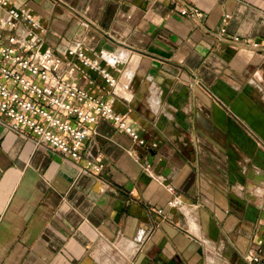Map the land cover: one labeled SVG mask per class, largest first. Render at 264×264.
<instances>
[{"label":"crops","instance_id":"1","mask_svg":"<svg viewBox=\"0 0 264 264\" xmlns=\"http://www.w3.org/2000/svg\"><path fill=\"white\" fill-rule=\"evenodd\" d=\"M15 1L43 22L45 47L78 46L110 70L115 86L83 65L66 77L140 137L100 117L74 163L0 113V264H252L264 47L249 41L264 39V0Z\"/></svg>","mask_w":264,"mask_h":264},{"label":"built area","instance_id":"2","mask_svg":"<svg viewBox=\"0 0 264 264\" xmlns=\"http://www.w3.org/2000/svg\"><path fill=\"white\" fill-rule=\"evenodd\" d=\"M182 12L199 15V8H184ZM229 17L226 14V19ZM22 23L26 26L20 32ZM221 30L227 32L226 26ZM46 31L43 22L30 10L15 0H0V113L5 116V123L19 133L31 134L37 144L61 153L74 163L82 157L91 126L100 117L113 120L132 137L139 138L137 130L115 110L110 100L90 92L66 75H77L83 65L98 69L111 86L117 84V78L85 49L69 47L62 57L50 45L45 47ZM232 41L239 46L246 42L239 35ZM249 44L262 48L264 39L251 40ZM100 55L106 58L107 52L101 51ZM102 168L103 164L94 165L96 171ZM169 203L180 204L178 198ZM259 243L262 246L247 256L252 264H264L263 239Z\"/></svg>","mask_w":264,"mask_h":264}]
</instances>
